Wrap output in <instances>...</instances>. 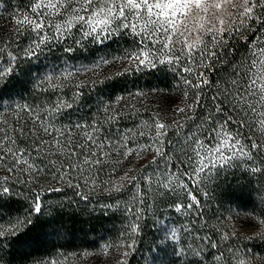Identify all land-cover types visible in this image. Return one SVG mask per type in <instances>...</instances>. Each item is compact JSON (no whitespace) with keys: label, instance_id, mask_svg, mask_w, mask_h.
<instances>
[{"label":"snow or ice","instance_id":"snow-or-ice-1","mask_svg":"<svg viewBox=\"0 0 264 264\" xmlns=\"http://www.w3.org/2000/svg\"><path fill=\"white\" fill-rule=\"evenodd\" d=\"M237 21L240 26L255 22L260 25L258 31L264 32V0H30L29 12L14 18L10 26V38L3 39L0 43V53H6L8 56V66L0 68V80H5L12 74L17 66V60L38 59L39 53L53 42L63 43L71 38L73 30L81 37L80 40L73 41L75 44H81L83 39L103 44L116 34L125 31L138 38L133 41L138 50L126 52L123 57L138 70L141 67H155L157 63H178L181 57H184L188 63L183 71L194 79H189L188 76L184 77L186 85L184 99L171 109L176 116L181 113L184 116L174 119L171 124L154 117L153 122L147 125L149 129L154 130V135L150 136V143L138 144L136 148H129L125 143L121 144L119 148L113 146L112 150L123 155L125 159L133 152L137 158L141 157V153L153 152L154 155L149 163L155 164L157 170L161 168V165L163 166V179L157 177L159 188L162 189L159 195L173 194L179 198L180 190H182L187 203L173 202L171 206L178 213L196 212L199 214L203 205L196 193L202 191L204 195H208L207 185L214 183L227 170L243 167L245 173H251L253 176L264 174V40H261L259 36H253V41H259V43L248 42L250 55L239 63L234 62L226 79L212 82L205 71L201 70L197 73L194 68V65L201 69L214 67L213 60L218 58L219 50L226 46V37L233 35L234 25H237ZM235 31L239 32L240 27H236ZM25 33L29 34L30 41H27L26 45L20 49L21 54L17 55L7 51L9 45L18 42L19 37ZM206 37H211V40H206ZM64 51H72V48L67 47ZM177 52L179 55L176 54ZM110 62L107 59H101L93 67L98 68L101 64ZM35 71L39 72L40 69L36 68ZM68 75L71 73L65 75L64 79H67ZM37 79L40 83L47 81L52 84L53 76L47 75L42 79L40 77ZM221 83L224 85L223 88L220 86ZM206 87L215 88L216 92L209 98L211 109L202 116V122L198 125L204 129L203 138L197 136L195 132H191L185 137L182 144H178L176 151L181 155H177L173 160L172 154H166L164 151V138L170 128H183L181 119H192L189 113H193L197 107H204L203 96ZM190 92L191 95H189ZM137 95L141 94L137 93ZM4 99L5 97L0 95V104ZM20 110L34 111L31 108ZM229 113H234L238 118H234ZM109 118L114 119L115 117ZM38 119L39 114H36L31 123L35 126ZM0 124H6V121H0ZM205 125L208 127L205 128ZM40 127L45 134L52 135L49 127L43 124ZM77 127L82 126L78 125ZM57 131L61 136L64 135L62 131ZM13 132L22 136L37 135L35 127L28 131H25L23 126L10 130L0 127V165L10 157L13 163L7 168L9 172L23 164L26 167L19 170L36 173L38 177L45 172V168L37 167L34 163L29 162L25 151L14 147L17 141ZM145 134V132L139 133L140 136H145ZM84 138L92 141L95 148L100 150L101 155L93 160L92 157H96L97 152L89 150V154L85 155L82 163L102 165L110 152H106L104 143H97L90 133L85 132ZM65 139L67 145L55 137L52 141L43 140L42 143L51 144L53 147L59 145L60 154L66 155L71 160L77 156L75 150L69 152L70 149H73L71 133ZM76 147L82 148L83 145L77 143ZM120 148L124 149L122 153H120ZM157 158H160L159 161ZM257 161L259 164L256 163ZM77 168H80L81 174L85 171L79 164H72L71 171L74 172ZM48 171L60 173L59 176L55 174L51 176V179L57 183L66 182L70 187H80L79 184H73L69 170L61 171V168L57 167L55 163ZM131 171L132 169H128L120 177L119 183L113 181L112 188L106 190L118 192L124 187L125 181L132 183L137 180L136 176L129 177L128 172ZM141 179L149 186L153 183L152 176L147 174ZM85 183H87V179ZM201 185L204 187L201 188ZM132 186L140 188L139 183ZM151 190L149 187V191ZM51 191L59 192L61 189L53 187ZM10 194V189L4 186V181H0V197ZM42 195V192H36L33 196L29 217L33 213L43 214ZM144 196V192L136 191L132 195L136 206L125 209L131 219L128 231L124 235L131 242L121 241L118 244H106L103 249L104 255H108L112 248L120 250L134 247L136 241L133 238L139 235L140 227L136 221L142 219V209L139 205L144 204ZM82 198L86 199V197ZM119 206V202L116 205H105V207L117 208ZM200 219H203L202 215H200ZM31 223V219L26 221L17 219L15 224H10L7 228L0 223V248L4 246L2 238H18L21 228ZM259 223L260 227L264 229V218H261ZM232 234L235 235L234 232ZM172 236L175 238L174 232ZM221 239L227 243L230 236L225 234ZM212 247L216 248L218 245L214 243ZM239 251L237 249L233 252L229 247L227 249L229 255L226 256L224 252H220L215 255V260L221 264H233V261L235 264H247L245 259L239 257ZM120 254L122 258L117 261V264H127L125 258L129 252L122 251ZM177 254L183 256L186 253L180 250ZM192 254L200 255L195 250ZM83 255L87 256L89 253ZM47 264H61V262L51 261ZM190 264H202V261L193 259Z\"/></svg>","mask_w":264,"mask_h":264},{"label":"rangeland","instance_id":"rangeland-1","mask_svg":"<svg viewBox=\"0 0 264 264\" xmlns=\"http://www.w3.org/2000/svg\"><path fill=\"white\" fill-rule=\"evenodd\" d=\"M29 9L30 0H16V2L8 5L0 4V43H2L3 39L10 38V26L14 18L29 12ZM257 11L259 12V10ZM246 26L250 27L249 34L245 36L249 49L250 45L248 42L253 41V36H259L261 40H264V32L258 31L260 25L255 22L240 26L239 21H237V25H234L233 33L236 32V27H240L241 30ZM23 37L30 41L28 33H25ZM80 39V34L73 30L71 38L63 43L53 42L39 53L38 59L17 60L16 64L22 62L27 66H31V68H27L32 72L28 79L31 93L30 95L8 94V97L0 104V121H6V124H0V127L10 130L23 126L25 131L35 127L37 130V135L35 136L31 134L22 136L13 132V136L17 141L14 147L24 150L29 162L34 163L37 167L45 168V172L37 177L36 173L19 170L26 167L23 164L9 172L7 168L13 163L9 157L0 165V181H4L5 187H8L11 178L16 180L20 177V180L28 182L27 186L22 187L24 192H27L26 201L24 202L26 207L22 211L25 212L30 209L31 201L36 192L43 193L42 188L44 187L51 191L53 187H60L64 183L66 184V182L57 183L51 179L53 174L57 176L60 174L48 171V169H52L53 163H55L57 167L61 168V171L69 170L73 184L80 185L78 189L94 191L93 193L98 191L112 193L115 199L110 201L115 205L117 202L120 204V207H118L120 211L118 224L120 223V225L117 226V229H119L113 234V237H111L110 232L108 235H101V237L93 240L91 245L77 244L71 246L70 249H62L59 245H56V248H52L49 253L38 256L37 260H33L30 264H47V262L51 261H60L61 264H117V261L122 258L120 254L122 251L130 252L136 246V243L131 249L117 250L112 248L109 250L108 255L103 254V249L106 244H118L121 241L125 243L131 242L124 235L128 231V224L131 219L125 209L136 206V202L132 199L133 194L128 187L129 185L133 187L132 185L137 180L132 183L125 181L124 187L118 192H109L106 189L112 188L113 181L119 183L120 177L128 169H132L131 172H128L129 177L136 176L138 179L139 174L147 166L154 165L149 163L154 153H141V157L137 158L135 152H133L132 155L125 159L123 155L113 151L112 147L119 148L121 144L127 143L129 148H136L138 144L150 143V136L154 135V130L149 129L147 125L153 122L154 117L171 124L174 119H180L184 116L183 113L176 116L171 111L175 105L184 99L186 88L184 77L188 76L183 71V68L188 63L184 57H181L178 63H157L155 67H141L138 70L127 60L123 59L126 52L138 50L137 45L133 43L138 38L131 36L126 31L116 34L111 40H106L103 44L93 43L90 39H83L81 44L73 42ZM206 40H211V37H206ZM26 42L22 45V48L26 45ZM258 43L259 41H253V44ZM67 47H71L72 51H64ZM87 48V51L93 50L91 52L94 55L93 57L86 58L87 60L81 58L78 63L70 60L75 49L76 51H84ZM20 54L18 53V55ZM176 54L179 55V52ZM248 55H250L249 51H247ZM1 56L2 53H0V68H6L8 66V57L3 58ZM101 59H107L111 62L101 64L98 68L93 67ZM85 61L88 62L85 63ZM36 68H39L40 71H35ZM194 68L197 73L205 70L195 67V65ZM159 71L170 76V79L162 85L142 80V83L136 86L120 87L118 85L112 94L106 93L104 91L105 88L103 89L104 83L108 81H116L119 84L121 81L125 83L131 78L150 79L152 75H156L155 73ZM68 73H71V75L64 79V76ZM47 75L53 76L52 84L47 81L40 83L37 79V77L42 79ZM56 77H59V79H56ZM188 78L194 79L192 76H188ZM137 93L141 95H137ZM189 95H191V92ZM87 101L92 102L86 105ZM57 105L61 106L57 108ZM27 108H31L34 111L20 110ZM193 113H189V115L193 116ZM36 114H39V119L34 126L31 121L36 117ZM157 114H159L158 117ZM109 117L115 118L110 119ZM186 121L188 120L181 119L183 125H185ZM41 124L49 127L52 132L51 136L43 132L42 127H40ZM78 125L82 127H77ZM57 130L62 131L64 135L61 136ZM177 130V127H172L168 130V134L164 138V151L170 132ZM85 132L90 133L97 143L103 142L105 151L110 152V155L105 157V162L102 165L82 163L85 155L89 154V150L97 152V156L92 157L93 160L101 155L100 150L95 148L92 141L84 138ZM140 132H145V136H140ZM69 133H71L73 141V149H70L69 152L71 150L77 152V156L71 160L66 155L60 154L59 145L53 147L51 144L42 143L43 140L52 141L55 137L67 145L65 137ZM77 143L83 145V147H76ZM123 151L124 149L120 148V153ZM159 159L157 158L158 161ZM72 164H79L80 167L84 168L83 174L80 173V168H77L74 172L71 171ZM86 179L87 183H85ZM28 188L31 192L25 191ZM126 190L129 191L119 197L120 193ZM121 205L123 206L121 207ZM172 211H175L174 207ZM21 215L23 216V214ZM171 215L172 213H170L168 207L161 209L156 214L157 226L153 230L155 243L154 246L145 250V264H178L179 261L190 263L195 257L201 260L202 264H221V262L215 260V255L220 252H224L226 256L229 255L227 252L229 247L232 248L233 252L239 249V257L245 259L247 264H264V253L258 250L253 251L248 246L255 241L264 239V229L260 227L258 213L251 211L250 208L227 206L225 209L222 208L212 212L211 216L208 217L214 222V231H212L213 234L210 236L212 237V244L215 243L218 247L213 248L209 244L210 247L205 249L206 245H203L200 241L191 242L192 238L187 237L190 233L183 232L185 231L184 226L179 224L178 220L173 219ZM14 218L12 223L10 221L6 222L7 224L5 223V228L10 224H15L17 219L21 220L20 214L19 217ZM122 223L123 225L121 226ZM173 232L175 233V238L172 236ZM233 232L235 235L232 234ZM183 233L186 238L181 240L180 236ZM225 234L230 236L227 243L221 239ZM133 239L136 241V236ZM3 250H0V255H2ZM180 250H183L186 254L183 256L177 254ZM194 250L198 251L200 255L192 256ZM84 253H89V255L84 256ZM164 259L170 260L165 262ZM1 262L0 256V264ZM233 264H235L234 261Z\"/></svg>","mask_w":264,"mask_h":264},{"label":"trees","instance_id":"trees-1","mask_svg":"<svg viewBox=\"0 0 264 264\" xmlns=\"http://www.w3.org/2000/svg\"><path fill=\"white\" fill-rule=\"evenodd\" d=\"M14 2L16 0H0V4L3 5ZM249 31L250 27L246 26L239 32L233 33L232 36H227L226 46L219 50L218 58L213 60L214 67L204 70L210 81L215 82L220 79H226L231 72V66L234 62L239 63L247 56L248 45L245 36L249 34ZM26 41L27 38L20 36L18 42L11 43L7 51L18 55L22 45ZM87 50L88 48L84 49V51H76L75 49L70 60L78 63L81 58L87 60L86 58L93 57L94 55L91 53L93 50ZM1 57L7 58L8 56L6 53H2ZM27 68H31V66H27L22 62L17 63L12 74L5 80H0V95L5 98L8 97V94L12 93L30 95L31 91L28 79L32 72ZM155 74L150 79L131 78L127 82L121 81L119 84L116 81H108L104 83L103 89L105 88L104 91L106 93L112 94L118 85L120 87L136 86L137 84H141L142 80L162 85L170 79L167 73L159 71ZM220 86L223 88V83ZM215 92V88L206 87L203 96L204 107H197L194 110L192 119L186 121L183 128H177V131L170 132L169 139L166 141L165 153H171L173 160H175L177 155H181V153L176 151L178 144H182L185 137L190 135L191 132H195L197 136L203 138L204 129L198 127V125L202 122V116L206 115L207 111L211 109L209 98ZM89 102L92 101H87L85 104L88 105ZM229 115L238 118L234 113H229ZM207 127L208 125H205V128ZM169 141L172 143L169 144ZM256 163L259 164V161ZM162 173V165L159 170L156 169L155 164L149 165L139 174L136 181V183H139L140 188L137 189L131 187V185L128 187L132 194L138 190L144 192L145 202L139 205L142 209V219L136 221L140 226L139 235L136 236V246L129 252L126 258L127 264H145V250L154 246L155 243L153 230L157 226L156 214L166 207L172 213V218L178 220L179 224L184 226L185 231L183 232L190 233L187 237L192 238L191 242L200 241L203 245H206L204 249L209 248V244L212 245V237L210 235L214 231V222L208 218L212 212H216L222 208L225 209L227 206H233L235 208H250L251 211L258 213L260 219L264 218V174L253 176L251 173H245L243 167L227 170L218 180L207 185L208 195H204L202 191L196 193L203 205L202 211L197 214L196 212L176 213L172 211L173 207L171 205L173 202L187 203V201L184 198L182 190H180L181 195L179 198L173 194L159 195L162 189L159 188L157 177L163 179ZM146 174L152 176L153 183L151 186L141 179ZM20 179V177L16 180L11 178L8 185L11 194L0 197V217H2L0 223L5 227L6 222L10 221L12 223V220L15 219L14 217H19V214L22 221L31 219L32 223L21 228L18 238H2L4 239V246L0 250H4L2 255H0L1 264H30L33 260H37L38 256L49 253L52 248H56V245H59L62 249H70L71 246L77 244L91 245L93 244V240L101 237V235H108L111 232V237H113V234L118 231L119 228L117 229V226L120 225V223L118 224V221H120L118 217L120 211L115 207H105V205L114 204L110 201L111 199H115L112 193H106L105 191L93 193L94 191L70 187L67 183L59 187L61 189L59 192L48 191L47 187H44L42 188L43 195L41 197L43 214L38 215L33 213L29 217L28 213L30 209L22 212L26 207L24 202L27 195V192H24L22 187L27 186L28 182ZM149 187H151V191H149ZM203 187L204 185H201V188ZM129 190L120 193L119 197H122V194ZM25 191L31 192L29 188ZM82 197H86V199ZM200 215L203 216V219H200ZM180 237L181 240L186 238L184 233ZM248 246L253 251L258 250L264 253V239L255 241ZM195 259L197 258L195 257ZM164 260L166 262L170 259ZM178 264L190 263L179 261Z\"/></svg>","mask_w":264,"mask_h":264}]
</instances>
